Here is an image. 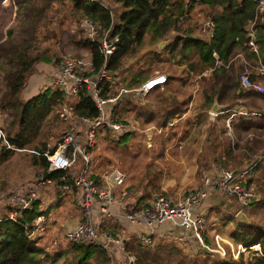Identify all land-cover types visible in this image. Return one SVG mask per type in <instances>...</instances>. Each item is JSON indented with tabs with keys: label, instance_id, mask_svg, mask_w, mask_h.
I'll return each instance as SVG.
<instances>
[{
	"label": "trees",
	"instance_id": "16d2710c",
	"mask_svg": "<svg viewBox=\"0 0 264 264\" xmlns=\"http://www.w3.org/2000/svg\"><path fill=\"white\" fill-rule=\"evenodd\" d=\"M12 1L16 6L15 15H19L17 27L21 35L14 38L12 30L8 29L6 37L0 39V83L3 85L0 90V110L1 113H4L6 107L9 110L10 119L4 127V135L12 147L0 148V163H5L12 154L26 152L30 155L29 164L34 172L40 171L42 176L57 182L65 172L47 171L48 161L43 153H51L65 132L61 133L60 139H56L51 147H46V139L51 137L50 128L53 132L54 126L63 127L65 124V120L57 117L60 108L69 107L76 119L79 116L94 118L98 114L84 88L69 97L50 87L36 92L29 98L22 97L27 79L38 62L53 63L62 58L54 51L49 53L47 47L40 45L44 38L57 39L59 32L61 35L68 33L69 43L78 49L73 54L63 56L77 55L82 50L88 52L94 72L103 63L99 52L102 37L107 35L117 38L112 53L105 61L109 76L100 81V93L104 96L116 94L120 87H137L151 76L150 72L155 71L158 74L166 73L164 85L168 88L173 81H177L182 87L190 78L198 76L201 97L199 108L207 109L213 97L219 103L226 104L241 98L250 102H256L258 99L264 102V91L255 93L250 88L241 87L237 80L240 70L236 57L238 54L252 66L264 64V7L257 11L256 0H68L66 5L64 0ZM61 5H65L64 11L60 9ZM194 5L206 8L204 17L199 21L194 18ZM81 17L88 18L94 24L95 34L92 41L75 37V31L81 28L74 26L78 25ZM206 19L213 22V34L210 38L198 30L195 31L199 23ZM252 21L256 53L251 52L246 44L247 30ZM61 40L62 37L58 43ZM160 41H166V44L157 50L152 49ZM60 50L67 51L62 46ZM215 59L220 63L214 64ZM172 65L180 67L178 72ZM204 70L208 72L206 76L201 75ZM251 77L253 81L264 82V79L254 72ZM116 81L119 87L115 91ZM155 90L157 91L158 87ZM180 97L179 99L170 95L165 90L155 92L148 103L122 97V100H125L114 103L116 105L111 111L123 121L134 115L133 121L138 128L144 127L141 117L152 120L156 127L163 128L167 121L181 115L190 93L181 88ZM135 107L136 111L132 112ZM106 111L108 112L109 108ZM252 116L255 119H264L262 112ZM252 127L254 124L247 123L243 130H254ZM172 131L173 128H165L159 133L168 134ZM141 132L142 130L133 129L115 133L103 125L97 129L94 147L103 142L119 148L128 145L129 141L144 146L145 137ZM169 140L170 137L166 135L161 142L165 144ZM261 144L262 142L259 145ZM94 149L92 148L93 151ZM89 153L94 161V153ZM229 154L230 150L226 148L224 155ZM238 155L242 160H246V166L250 164L249 158L241 153ZM235 156L237 155L233 157ZM93 171L91 177L97 178L98 171ZM252 171L256 174H252L246 181V186H249V183L254 184L257 198L248 206V221L239 223L233 219L231 213H227L225 220L233 222L234 229L230 233L232 242L239 243L242 247L257 244L259 253L249 256L246 250L238 252L237 257L233 258L226 248L224 255L220 256L217 252L204 249L194 242L197 247L190 252L191 256L185 261L180 260L178 264H264V160L259 161ZM38 176L23 184L35 181ZM8 186L6 181H0V264H109L107 252L89 243L60 240L57 245L50 246L51 239H47L45 235L42 240L29 239L26 235L32 220L38 214L45 216L47 212L39 204L43 188L38 198L29 204V208L18 214L14 220H10L6 218V212L13 206L6 203V199L8 193L18 186ZM129 188L135 189V185L128 184ZM143 189H140L141 192L136 197L132 191L134 197L129 195L130 198L127 197L124 206L131 207L132 211H139L148 205L154 196L149 198L147 185ZM109 221H112L113 225H110ZM101 223L102 228L113 234L121 229V223L113 218H104ZM46 230L48 231V228ZM44 238L47 241H44ZM204 238L205 244L208 245L206 235ZM123 241L124 252L132 253L137 264H150L149 261L154 264L168 263L161 261L158 252L162 244L161 239L156 243L153 241L144 245L137 243V238L130 234ZM165 244L176 250L172 247V242Z\"/></svg>",
	"mask_w": 264,
	"mask_h": 264
},
{
	"label": "built area",
	"instance_id": "2783aa9c",
	"mask_svg": "<svg viewBox=\"0 0 264 264\" xmlns=\"http://www.w3.org/2000/svg\"><path fill=\"white\" fill-rule=\"evenodd\" d=\"M5 1V0H2ZM8 1V0H7ZM10 1V0H9ZM99 1V0H85ZM197 1V0H196ZM257 1V11H261L264 7L263 0ZM80 27L75 32L82 39L93 40L95 34L94 24L86 17L79 19ZM198 31L204 36L210 38L213 34V22L209 19L202 20L199 23ZM248 40L246 42L250 51L256 53V45L253 41L254 28L253 21L250 23L247 30ZM117 41L115 36L102 37L99 46V52L103 58V63L97 71L94 72L91 57L88 52L79 55H66L55 63L53 79L49 83L52 89L62 91L65 97L75 95L81 88H84L90 95L94 107L98 114L94 118H86L79 116L76 119L69 107L62 106L58 112V119L71 122L74 119L77 122L72 125L69 131H65L61 140L56 144V147L51 153L44 152L48 161L47 171L66 170L75 168L72 171L74 188L72 190L74 205L79 209L78 221L69 228H66L61 237H55L50 240V246H55L60 240H65L71 243L85 242L98 246L104 249L109 256L111 245L123 248L122 241L111 234L108 230L102 228L101 220L106 218H118L129 223H139L151 229L159 224L167 223L171 227L188 230L192 239L198 246L210 251L204 240V228L202 225L201 212L197 211L202 206L205 193L208 189L216 190L218 193L233 198L237 207L236 211H243L245 207L250 205V202L257 198L256 192L246 186V178L249 176L251 169L261 160L262 154H254L250 157V164L243 170L232 171L226 168H219L214 176L210 177L204 173L201 175L199 184L191 190L184 193L177 201H172L169 197L162 194L155 195L148 205H145L139 211L124 209V203L130 195V191L126 184L125 173L114 167L110 171L98 174L97 178L91 177L93 171V163L90 153L96 143L97 129L106 125L112 132L122 133L129 127L126 121L121 120L111 109L107 112V105L115 103L119 97L129 92H135L138 95H146L154 87L165 82L166 77L163 74L154 73L147 79L143 80L137 87L126 89L120 87L116 94L104 96L100 93V81L109 74L105 69V61L109 54L114 49V44ZM217 58V57H216ZM219 60L215 59L214 64H219ZM259 74H264V65L257 67ZM206 71H202L201 75H205ZM238 84L243 88H250L256 92H263V86L253 81L250 77L249 66L243 62L237 75ZM107 107V108H106ZM3 113H0L2 116ZM78 134H81L77 140ZM145 145L150 146V141L145 138ZM0 148L12 149L5 138L4 132L0 127ZM81 158V164L76 166V155ZM76 166V167H75ZM40 177L29 184L16 185L14 190L8 193L6 203L13 206L6 212V218L14 220L18 214L29 208V204L38 198L40 190L45 183H50V179L39 175ZM62 185L58 188L55 196L63 195L70 188L67 185V177H60ZM58 197H55L57 200ZM54 200V201H55ZM93 215H96L98 222H93ZM47 229L45 216L38 214L32 220L27 232V237L31 240H42ZM139 244L148 245L152 242L150 231L141 233L137 237ZM222 242L227 244V247L233 258H236L238 252L253 250L256 254L259 253V246L252 245L242 247L239 243L233 244L230 241H223L218 234L213 235L214 251L220 256L225 253V248ZM110 264H117L114 259H109ZM125 264H137L133 254H125Z\"/></svg>",
	"mask_w": 264,
	"mask_h": 264
},
{
	"label": "crops",
	"instance_id": "0c3cea01",
	"mask_svg": "<svg viewBox=\"0 0 264 264\" xmlns=\"http://www.w3.org/2000/svg\"><path fill=\"white\" fill-rule=\"evenodd\" d=\"M75 37H77L78 39L80 38L77 33H75ZM165 44L166 41H164V45ZM162 46L157 44V47L159 48H161ZM69 50L70 49L62 52H69ZM84 52L86 51L82 50L77 55ZM73 53L74 52L69 53V55ZM236 57L238 58L237 63L240 65V68L243 62L247 63V65L249 66L250 77L252 76V72H254L256 75L264 79V74H259L257 70L258 66L264 64L258 63L257 65L252 66L246 61V59L241 54H238V56ZM175 67L178 68V66H174L172 68L178 70ZM36 70H37L36 72H33L31 74L33 77H31L30 79L28 78L27 83H29L28 84L29 86L24 87L23 89L24 90L22 95L23 99L29 98L35 94V89L37 87V84L39 87L43 84L48 86L50 81L53 79L54 65H51L50 63L40 62L36 64ZM204 71H206L205 74L206 76L208 72L207 70ZM154 73L156 72L154 71ZM162 74L166 77V73H162ZM197 77L198 76H195L193 79L194 81L192 80L193 82H196V84H192L191 87L187 89L190 91L189 92L190 97L187 100L185 109L180 116L167 121L165 123L166 126H164L163 128L156 127L154 125V121L145 120L144 118L141 117L142 123H144V127L138 128V126H136L135 122L133 121L134 115H130V117L128 118L129 120H126V122L129 125L127 130H133V129H138L140 131L142 130L144 137L147 138V140H150V145H151L152 143L151 133H154V130L155 133H158L160 132V130H164L165 128H173V131L167 134V136L170 137V140L166 143L165 145L166 147L165 146L163 147V152L165 151L166 153H168L167 151L169 150L167 149V147L173 143L171 145L172 147L176 146V148L179 149L178 151L181 150L180 152L183 151V153H185V154H181L182 156L185 157L187 155L193 157L192 158L193 165L190 163L192 169L193 167L196 168L199 166L200 170L203 173L208 174L210 177L214 176L217 170L221 167L234 171L243 170L247 164H246V160H244V158L242 160V157L238 155L240 153L245 155L249 159L254 154H262V158L260 161H263L264 160V119L262 120L255 119L252 115H258L259 112H262L264 114V102H262L259 99L256 102H250L249 100H244V99L242 100L241 98V99H236L235 102L233 103L226 104V103H219L217 99L213 97L211 103L213 99H215L217 104L221 106L219 109H217L215 112L211 111L210 110L211 104L207 109L199 108L201 97L199 91V84L197 83L199 79L197 80ZM256 81L259 82L264 88V82L260 80H256ZM164 84L165 82L161 85L154 87L146 95L143 96L138 95L137 93L134 92H129L123 94L122 96L126 98H130L131 100L132 99L140 100V102L142 103L143 102L148 103L150 101L148 99L155 92H157L158 90H165L170 95H174L179 99L181 98L180 97L181 88L184 90L185 88H183V86L180 87L177 81H173L171 83L170 88H168V86L165 87ZM157 87L158 90L156 91L155 89ZM254 92L261 93L256 91ZM195 93L197 98L194 96ZM116 104L112 103L107 107L112 109ZM70 123L72 125L76 123L77 126V122L75 119L74 121L72 120ZM247 123L254 124V127H252V129L254 130L244 131L243 128L244 126L247 125ZM182 124H184L185 126L187 125L189 127L188 130L186 129L185 133H182L181 131ZM178 125L179 127L177 128ZM177 129H180L178 133H177ZM145 138H144V142H145ZM260 142H262L261 145H259ZM226 148L230 150L231 154L225 156L224 151ZM169 149L171 148L169 147ZM90 151H92V149ZM234 155L237 156L233 157ZM66 170H64L65 173H63V175L67 177V185L69 186L70 190L66 191L63 195L55 196L56 191L62 185V181L61 179H59V181L56 182L54 179L49 178L50 183L49 182L45 183L41 194L43 196L40 197L42 199H40L39 204L41 208L47 211L45 214L47 219L46 221L47 228H48V233L52 235V237H59V236L61 237L62 232L66 228L72 227L79 219V209L74 205L73 194H72L74 184H73V177L71 172L74 171L75 168H70ZM252 170L253 168L251 169L249 176L246 178V181L250 177H252L253 174ZM126 184L128 187L127 178H126ZM11 186H13V184ZM249 187H251L254 190V192H256L253 183H249ZM194 188L195 187H192L189 190ZM129 189L131 196L133 190L132 188ZM134 196L135 197L137 196L135 191H134ZM55 197H58V199L55 200ZM177 200H172V201H177ZM61 204H64L66 206L62 208ZM54 208H56V210H59L60 214L58 213L56 215L51 216V212L53 213L52 210H55ZM73 208H76V212L73 211ZM123 208L130 209L131 207L123 206ZM238 209L239 208L237 207L235 201L233 202L231 198L228 199L226 196L218 193L216 190L208 189L206 191L204 200L202 202V206L199 207L197 211L201 212L200 214L201 218L206 217L208 221L209 232L211 231V242L207 240L209 243L207 246L210 249V251H214L215 249V246L213 244L214 234H218V236L221 237L223 241L232 242V240L230 239V233L234 229L233 222L231 220H225V219L227 213H233V219H234V214ZM242 212L244 213L247 222L248 217L247 214L244 212V209ZM113 220L121 223L120 226L121 229L119 232H117L118 234L117 233L113 234L112 232L110 233L118 237L122 241V244L124 242L123 239L128 238L130 234H132L134 237L137 238L141 233H148V231H150V235L153 236L154 241H156L158 239H168L167 236L169 234L172 235L175 233L172 232V227L167 223L159 224L155 227H152L151 229H148L147 227L139 223H129L125 220L118 218L116 219L113 218ZM93 222L94 223L98 222V218L96 217V215H93ZM178 229L179 228H175V230ZM183 231L180 229L179 233H182ZM170 239H174V238L172 237ZM232 243L235 244L234 242ZM222 246L225 249L228 248L227 244L224 242H222ZM109 250L111 254L109 256V259L110 258L114 259V262H116L117 264H125V254L127 253L124 252V246L122 249H120L119 246L111 245L109 247Z\"/></svg>",
	"mask_w": 264,
	"mask_h": 264
},
{
	"label": "rangeland",
	"instance_id": "374dc122",
	"mask_svg": "<svg viewBox=\"0 0 264 264\" xmlns=\"http://www.w3.org/2000/svg\"><path fill=\"white\" fill-rule=\"evenodd\" d=\"M67 1L68 0H64L65 5ZM12 2H13L12 0L0 1V39L6 37V30L8 29L12 30L14 38L21 35V33L19 32V28L17 27L19 15H15L16 6H14ZM65 5H61L60 9H63L64 11ZM205 9L200 5H194L192 10L194 13V18L197 19L198 21L201 20L206 13ZM198 28L199 27H196L195 31H197ZM61 37L62 40L60 43H58ZM68 37H69L68 33L67 34L64 33L63 35H61V32H59V34L57 35V39L49 38L46 40L44 38L43 39L44 41H42L40 45H42L43 47H47V51L49 53H52L53 51L56 52L58 56H63L65 53L69 54L78 51L76 46H73L71 45V43H69ZM61 46L64 47L66 50L70 48L69 52H62V50H60ZM152 49L157 50L159 49V47H157L156 45L153 46ZM56 62L57 61L50 64L55 65ZM176 69L179 70L180 68L178 67ZM36 71L37 70L35 66L33 72ZM149 74L152 75L154 74V72H150ZM31 77L33 76L30 75L29 79ZM198 79L199 77H197V80ZM192 80L193 77L192 79L191 78L189 79L188 81L189 83L186 82L183 86V88H185V91H187L186 93L190 92L187 89L191 87L192 84H196V82H193L194 80L193 81ZM197 83L199 84V81ZM28 84L29 83H26L25 87H28L29 86ZM47 87L49 86L44 84L39 87L37 84L35 93L43 89H46ZM118 87H119V83L116 81L115 91L117 90ZM2 88L3 85L0 83V90ZM194 96L196 97V93L194 94ZM122 97L123 96H121L116 101V103L121 101L123 102L125 99L122 100ZM148 100H152V98H149ZM125 103L126 101L123 104ZM6 108L2 116H0V127L3 132L6 123L10 119V117L8 116L9 110H7ZM136 109L137 107H135L132 110V112H135ZM184 124H182L181 127L182 133H185L186 129L187 130L189 129V127L187 125L185 126ZM179 125L177 126V128L179 127ZM63 127L65 128V130H63ZM63 127H61L60 125H56L54 126V128H52L53 132H51V128H50L49 133L51 134V137L46 139V143L49 144L50 146H47L46 144L47 148L51 147V144L56 139H60L59 136L63 131H69L72 128V124L66 120ZM178 131H180V129H177V133ZM80 135L81 134H78L77 140L80 139L79 137ZM166 135L167 132L160 134L159 132L155 133L154 130V133H151L152 143L149 147L147 146V144L145 146V143L143 146L142 144L132 141H129L128 145L119 148L110 146L108 143H103V142L98 143L94 151L93 150L91 151L94 153V161H92V163L95 169L93 168L94 169L93 172L96 173L98 171V174H101L103 172L110 171L114 167H117L125 173L128 179V184L130 186L135 185L136 190L133 189L134 187L132 189L137 193V195L141 192L140 189L141 188L143 189L145 185H147L148 187L147 194L149 195V198H152L155 195L162 194L163 196L169 197L172 200H177V199L179 200V198L182 197L184 193L187 192L190 188L196 187L198 185L201 175H203L204 173L200 170L199 166L196 168L193 167L192 169L190 163L192 164L193 157L187 155L185 157L182 156L181 154H185V153H183V151L180 152L181 150L178 151L179 149L176 148V146L172 147L171 145L173 143L167 147V149L170 152L169 151H167L168 153H166L165 151L163 152V147L166 145V143L162 144L161 140ZM169 147L171 149H169ZM87 152L89 153L90 151L88 150ZM29 158H30L29 153L26 154V152H17L16 154H12L5 163L4 162L0 163V181L2 180L6 181L9 184L8 187H10L12 184L13 186L17 184L18 185L23 184L25 183V181L27 180L31 181L33 180L32 179L33 177L41 175L42 173L40 171L34 172V169L29 164ZM79 164H81V158L77 154L76 166H79ZM39 177L40 176H38L35 180H37ZM232 201L234 202L233 198ZM65 206L66 205L61 204L62 208ZM54 209L55 210H52L53 213L51 212V216L56 215L58 213L60 214L59 210H56V208ZM73 211L76 212V208H73ZM244 212L245 213L248 212L247 207L244 208ZM231 214L233 216V213ZM45 221H47L46 217H45ZM109 224L113 225V222L109 221ZM202 225L204 228V235H206L208 241L211 242V231L209 232V226L206 217L202 218ZM172 232L175 233L172 235L169 234L167 236L168 239H161L162 244L158 252L162 262L167 261L168 262L167 264H178L180 260L185 261L186 259H188L191 256L190 252L192 250H195L198 244L195 241H193L188 230L179 233L180 228L178 230H175V228L172 227ZM46 237L47 239L55 238L52 237L47 230H46ZM172 237L175 240L170 239ZM56 238L58 239V237ZM47 239H45L44 241H47ZM153 241H154V237L152 236V242ZM156 241L154 242L156 243ZM170 242H172L171 245L176 250L169 248V245L165 244ZM40 243H44V242H40ZM248 254L250 256L252 254H255V252L253 250H248ZM149 263L154 264V262L152 261H149Z\"/></svg>",
	"mask_w": 264,
	"mask_h": 264
},
{
	"label": "water",
	"instance_id": "95a60500",
	"mask_svg": "<svg viewBox=\"0 0 264 264\" xmlns=\"http://www.w3.org/2000/svg\"><path fill=\"white\" fill-rule=\"evenodd\" d=\"M159 45H164V42H159ZM221 106L217 104L216 100L213 99L211 106H210V110L215 112L217 109H219ZM234 219L235 221L239 222V223H245L246 222V218L245 215L242 211H236L235 215H234Z\"/></svg>",
	"mask_w": 264,
	"mask_h": 264
}]
</instances>
